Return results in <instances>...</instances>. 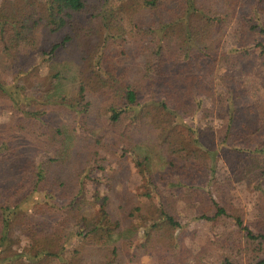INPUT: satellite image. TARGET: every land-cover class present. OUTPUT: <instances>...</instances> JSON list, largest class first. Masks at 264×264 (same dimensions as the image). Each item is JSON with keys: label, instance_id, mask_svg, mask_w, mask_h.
Here are the masks:
<instances>
[{"label": "trees", "instance_id": "trees-1", "mask_svg": "<svg viewBox=\"0 0 264 264\" xmlns=\"http://www.w3.org/2000/svg\"><path fill=\"white\" fill-rule=\"evenodd\" d=\"M249 1L126 0L112 15L106 0H10L0 9V102L9 112L0 123V261L19 232L27 241L12 264H131L144 254H157L158 264H264V228L228 212L218 173L222 160L227 180L247 181L264 210V105L243 83L256 45L264 69V38L252 34L239 49L223 48ZM263 1L254 0L256 15ZM88 35L98 45L73 95L59 96L52 82L38 92L16 82L39 76L60 48ZM6 71L13 80L2 77ZM50 75L60 71L44 79ZM98 90L106 112L91 123ZM127 154L145 191L125 194L113 209L99 174ZM34 193L59 214L49 230L32 226L22 209ZM180 200L197 203L199 217L214 224L234 215L245 232L234 247L242 258L194 254L176 215Z\"/></svg>", "mask_w": 264, "mask_h": 264}, {"label": "rangeland", "instance_id": "rangeland-1", "mask_svg": "<svg viewBox=\"0 0 264 264\" xmlns=\"http://www.w3.org/2000/svg\"><path fill=\"white\" fill-rule=\"evenodd\" d=\"M9 1L10 0H0V9L8 6ZM103 1L105 0H102V2ZM124 1L126 0H106L108 14L112 15L111 13L115 12V9L122 5ZM253 3L254 0H251L240 8L232 25L223 38L224 49L236 50L241 48L248 42L252 34L257 37V40H263L264 12H259V15L253 13ZM262 7L264 8V1ZM62 36L63 33L53 35L51 42L55 38L60 40ZM97 38L98 37L95 35L76 38L74 41L68 43L67 46L59 49L53 62H50L51 64H48L49 66H45L39 73V76L26 77L22 75L17 78L16 82L20 83L29 92H38L43 84L47 83L51 85L50 82H52L57 85L55 92L59 96L73 95L80 77L88 74V65L93 61L94 49L98 45ZM133 44L129 45L131 49L129 61H132L136 52V46ZM261 47L262 46L258 45L254 47L256 55H253L252 65L250 67H248L247 63L248 71L244 77L243 83L245 87L252 92L253 99L264 105V69L261 68V58L259 57ZM4 61L5 58L0 56V66L5 64ZM50 70L53 72H50ZM56 71H60V76L58 78H53V76L50 75L47 80L44 79L46 75L56 73ZM2 77L8 81L13 80V75L8 71L4 74L2 73ZM46 87L47 86L43 88ZM96 93L97 98L94 99L95 104L92 106V114L90 117L91 123H93L97 115L99 116L100 110H105L106 105L103 94H101L99 90ZM206 104L210 105V101L207 100ZM7 107V104L0 102V123L8 120L9 112H7ZM58 116L66 121L70 119V115L63 111L58 112ZM210 121L216 127H219L222 123L221 120L216 117H210ZM258 138L264 139V130L260 132ZM122 162L123 164L113 163L107 165V175L104 173L99 174V176L103 177V184L100 186V190L102 192H109L111 198L110 205L113 209L118 206L125 194H140L145 191L144 181L136 165L134 156L132 154L125 155L122 157ZM218 173L219 180L225 182L223 186L222 202L228 206V212L231 214L237 212L241 214L245 224L255 229V231L258 230L256 228L257 221L259 222V228L263 229L264 210L261 209L262 206L258 199V193L251 191L245 180L228 181L227 178L232 175V173L228 164L222 160L218 165ZM106 176H109V179ZM138 198L143 200L144 196L140 195ZM46 202L48 201L42 194L34 193L22 206L25 213L30 216V224L34 227L37 226L38 229L49 230L59 217V214L50 209ZM197 205V203L185 202L182 200L177 201L175 205L176 215L182 223L181 233L186 246L191 249L194 254L199 253L204 259L210 261L218 260L220 256L228 254H231L233 259L242 258L241 255H236L237 252L234 250V247L244 240L243 234H245V232H238L239 228L235 224L234 215L229 214V216L222 217L223 219H219L214 224L212 221L199 217ZM142 220L143 219L140 218L137 219L136 222ZM12 238L15 242H13L14 245L11 249H9V247L7 248L9 252L8 259L0 261V264H12L10 263L12 260H9L13 258V253L19 254L27 241L26 233L15 232L11 239ZM74 244H76L75 238L72 239L70 246L73 247ZM67 256H69V253H67ZM190 261H192V258ZM243 262L244 259H241V264H243ZM131 264H158V255L144 254Z\"/></svg>", "mask_w": 264, "mask_h": 264}]
</instances>
